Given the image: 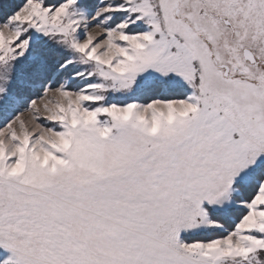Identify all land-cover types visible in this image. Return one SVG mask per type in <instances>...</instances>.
<instances>
[{
	"label": "snow or ice",
	"instance_id": "obj_1",
	"mask_svg": "<svg viewBox=\"0 0 264 264\" xmlns=\"http://www.w3.org/2000/svg\"><path fill=\"white\" fill-rule=\"evenodd\" d=\"M0 264H264V0H0Z\"/></svg>",
	"mask_w": 264,
	"mask_h": 264
}]
</instances>
